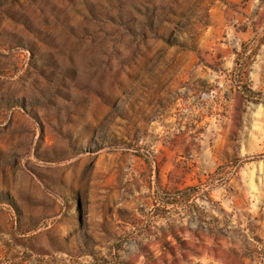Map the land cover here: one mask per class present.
I'll use <instances>...</instances> for the list:
<instances>
[{"label":"rangeland","instance_id":"374dc122","mask_svg":"<svg viewBox=\"0 0 264 264\" xmlns=\"http://www.w3.org/2000/svg\"><path fill=\"white\" fill-rule=\"evenodd\" d=\"M0 264H264V0H0Z\"/></svg>","mask_w":264,"mask_h":264}]
</instances>
